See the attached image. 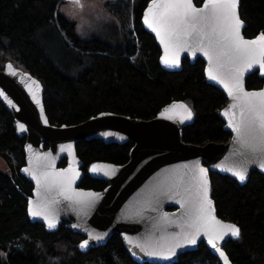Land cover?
<instances>
[{
  "label": "trees",
  "instance_id": "trees-1",
  "mask_svg": "<svg viewBox=\"0 0 264 264\" xmlns=\"http://www.w3.org/2000/svg\"><path fill=\"white\" fill-rule=\"evenodd\" d=\"M150 1H106L103 7L116 23L84 39L76 23L60 12L64 0H0V70L11 63L42 84L46 116L53 126L76 125L103 112L148 120L171 101H183L194 114L193 124L183 129L184 142H227L230 133L219 117L226 99L206 83L204 61L191 64L184 59L179 72L160 68L159 48L141 24ZM239 16L246 24L245 38L264 33V0H240ZM263 85L257 72L246 79L249 90ZM24 141L0 102V159L6 166L0 169V264H137L117 234L82 253L78 244L83 237L65 228V222L48 233L29 221L26 197L33 187L19 173L25 165ZM131 147L96 140L77 143L83 163L79 187L101 189L105 183L88 176L89 166L125 164ZM65 164L63 159L60 166ZM210 181L218 217L240 229L238 239L224 247L231 264H264V176L254 172L243 186L218 173H210ZM173 264L220 263L200 243Z\"/></svg>",
  "mask_w": 264,
  "mask_h": 264
},
{
  "label": "water",
  "instance_id": "water-1",
  "mask_svg": "<svg viewBox=\"0 0 264 264\" xmlns=\"http://www.w3.org/2000/svg\"><path fill=\"white\" fill-rule=\"evenodd\" d=\"M192 2L194 4V0ZM204 3L205 0L197 8H202ZM150 4L151 1L142 13L141 24L144 30L154 38L159 48L160 68L166 72H179L184 59H188L191 64L197 59L204 61L206 83L218 89L226 99L225 106L219 111V117L224 123L223 129L230 133L229 140L208 142L203 145L184 142L183 129L193 124L194 114L183 101H171L162 107L155 117L148 120L103 112L76 125L53 126L49 124L46 116L42 84L29 73L13 67L11 63H6L0 70V102L13 118L16 135L19 138H25L23 145L25 165L21 167L19 173L33 187L31 195L26 197L28 218L31 223L43 225L48 233L56 232L65 222V228L83 237L78 244V249L82 253L105 245L112 235L117 234L131 260L137 264H173L177 262L179 255L195 251L200 243L207 247L220 264H224V259L208 244L207 237L203 233L198 237L196 244L182 243V246L175 249V255L168 259L146 255L135 246L137 243L156 244L173 239L182 241L181 234L182 230H186L187 215L186 207H182L179 201H187L189 193L186 190L194 189L197 184L200 174L196 165L207 170L208 197L212 202L216 218L225 224L236 225L218 217L211 197L210 173L229 177L240 186L245 185L254 172L264 176V169L258 166L260 160L244 155L245 150L237 142V134L228 126L229 118L224 113L228 111L231 114L233 111L231 105L234 101L222 84L209 80L208 58L199 51L195 55L189 51H183L180 53L179 66L168 67L162 62L165 54L164 46L156 33L144 23V16ZM239 8L240 0L237 5L238 16ZM239 19L241 20L240 16ZM245 28L246 24L242 21L240 32L245 40H254L261 34L245 38L243 35ZM9 64L12 66L11 71H14L16 75L11 74ZM255 72L260 79H264L259 66H254L245 72L243 77L246 91L264 90V85L259 89H247L246 79ZM174 104L186 105L192 112L191 118H183V109L180 108L166 113V110L171 109ZM235 111L238 118L239 109ZM20 124L24 125L23 131L19 128ZM91 140L100 141L106 145L132 144L125 164L95 162L89 166L88 176L107 184L100 192L79 187L83 178L81 171L83 163L77 156L76 145L80 141ZM45 144H47L46 148ZM63 159L66 160V164L62 167L60 164ZM245 164L247 174L242 182L229 169L239 168ZM94 166L98 169L95 172L92 170ZM24 169L29 171L25 172ZM68 169H73L74 172L70 173ZM46 170L65 173L68 176L78 173L75 175L71 188L74 192L83 194L80 198L83 202L92 201L90 206H85L83 203H76L58 194L54 195L55 202H52V199H40L41 210L47 212L49 218L54 220L55 228H49L48 221L43 216L33 217L29 213L30 202L32 206H35L38 201L37 183L31 173L42 174ZM88 194H95V196ZM41 195H44L43 192ZM164 217H167V220ZM89 233L103 235V239H90ZM236 239L238 238L230 234L226 235L223 240L217 242L218 247L225 253L226 243ZM84 240H88L89 244L87 248L81 249L79 245ZM129 241L132 243L130 244ZM225 255L227 256L226 253ZM228 261L231 264L229 258Z\"/></svg>",
  "mask_w": 264,
  "mask_h": 264
},
{
  "label": "snow or ice",
  "instance_id": "snow-or-ice-1",
  "mask_svg": "<svg viewBox=\"0 0 264 264\" xmlns=\"http://www.w3.org/2000/svg\"><path fill=\"white\" fill-rule=\"evenodd\" d=\"M73 2L83 7L80 0ZM237 5L238 0H205L203 7L197 8L192 0H151L144 16V23L156 33L164 46L162 62L166 66H179L180 53L183 51H189L193 55L199 51L208 58L209 80L222 84L234 101L231 105L233 109L231 114L228 111L224 113L229 118L228 126L237 134L236 139L245 150L244 155L251 159H259L258 166L264 169V90L246 91L243 82L245 72L254 66L258 65L261 74L264 75V33L254 40L243 38L240 32L242 21L237 13ZM8 68L12 70L11 64ZM11 74L16 75L14 71H11ZM176 108L183 109V118H191L192 112L184 104H174L166 113ZM237 108L238 118L235 111ZM19 128L23 131L24 125L20 124ZM196 168L200 174L197 184L194 189L186 190L189 193L187 201H179L182 207H186L187 215L186 230H182L181 234L182 241L173 239L156 244L137 243L135 246L146 255L168 259L175 255V249L182 246V243L196 244L198 237L203 233L208 244L224 259V264H229L228 257L218 247L217 242L229 234L238 238L240 229L234 224H225L216 218L208 197L207 170L200 168L199 165H196ZM92 170L95 172L98 169L94 166ZM229 171L242 182L246 179V164L239 168H231ZM68 172L74 170L68 169ZM31 175L37 183L38 201L35 206L30 202L29 213L33 217L43 216L48 221L49 228H55L56 224L49 218L47 212L41 210L40 199H52V202H55L54 195L58 194L85 206L92 203L91 200L83 202L80 199L83 194L76 193L71 188L78 173L68 176L65 173L46 170L42 174ZM164 219L167 220V217ZM89 238L101 240L103 235L89 233ZM88 244L89 241L84 240L79 247L85 249Z\"/></svg>",
  "mask_w": 264,
  "mask_h": 264
},
{
  "label": "rangeland",
  "instance_id": "rangeland-1",
  "mask_svg": "<svg viewBox=\"0 0 264 264\" xmlns=\"http://www.w3.org/2000/svg\"><path fill=\"white\" fill-rule=\"evenodd\" d=\"M106 1L114 0H80L83 7L74 3L73 0H64L60 12L76 23L79 37L87 39L100 33L105 25L116 23L115 19L103 7ZM0 169L6 170L1 159Z\"/></svg>",
  "mask_w": 264,
  "mask_h": 264
},
{
  "label": "flooded vegetation",
  "instance_id": "flooded-vegetation-1",
  "mask_svg": "<svg viewBox=\"0 0 264 264\" xmlns=\"http://www.w3.org/2000/svg\"><path fill=\"white\" fill-rule=\"evenodd\" d=\"M202 4V2L199 4V5H195L196 7H200ZM107 186V184L105 183V185L101 188V189H98V190H94V189H91V190H94V191H103L105 189V187Z\"/></svg>",
  "mask_w": 264,
  "mask_h": 264
}]
</instances>
